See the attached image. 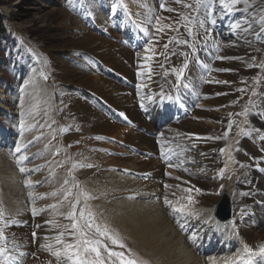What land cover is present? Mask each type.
<instances>
[{
  "label": "bare ground",
  "instance_id": "6f19581e",
  "mask_svg": "<svg viewBox=\"0 0 264 264\" xmlns=\"http://www.w3.org/2000/svg\"><path fill=\"white\" fill-rule=\"evenodd\" d=\"M121 2L132 8L131 18L142 26L139 37L145 39L149 32L153 33V22L168 34L156 36L155 47L141 52L137 42H132L128 22L121 21L124 16ZM120 3L112 15L108 0L103 1L102 8H95L101 17L90 27L106 23L109 39L97 32L103 38L96 37L87 29L88 33L77 41L117 73L102 65L92 68L95 64L91 54L90 69L109 79L101 77L99 83L97 78L81 76L88 90H95L113 109H118L111 113L114 118L98 111L90 101L94 95L88 93L82 99L69 96L66 102L70 110L64 113L67 119L64 134L72 142H84L85 135H91L99 139L95 141L98 146H103L102 136L120 137L127 144L125 151L132 153L118 160L109 157V153L115 157L110 148L103 147V154L96 155L101 159L99 164L122 168L106 174L105 183L101 181L107 186L99 206L104 222L111 226L113 223L114 230L120 229L140 254L139 259L147 258L152 264H264V255L260 253L264 246V220L255 215L259 211L264 217V37L262 25L253 21L254 1L230 2L231 11L218 5L215 12L205 0L200 3L120 0ZM208 7L209 15L215 14L221 30H213V24L202 20ZM138 8L146 17L133 13ZM237 24L238 28L233 27ZM109 26L120 36L110 32ZM133 33L137 35L134 29ZM212 41L216 46L209 48L208 42ZM244 67L249 72L247 78L239 72ZM52 74L57 80L67 81L55 70ZM120 75L129 80V88L121 84ZM233 83L236 84L232 86ZM194 99L210 110L198 108ZM178 103L214 124L213 128L189 118L188 113L180 117ZM20 109H9L13 122L21 117L28 122L31 116H25ZM56 111L59 115L58 107ZM120 115L129 126L116 121L121 119ZM9 134L7 130L5 135ZM34 136L35 133L31 135ZM88 143L93 145V141ZM109 145L118 149L116 143ZM9 156L10 153L0 149L3 194L0 199L6 200L3 212L6 223L0 226V230L6 231L2 245L6 251L0 254V264H65L64 244L71 242L72 236L68 231L56 234L57 213L51 212L50 216L37 210L33 213L32 197L25 191L20 168ZM98 166L101 165L78 171L98 176ZM103 167L106 173L107 166ZM227 198L231 202L229 221H220L215 209L221 207L219 199ZM166 199L170 203L168 208ZM205 224L209 227L206 232ZM190 233L196 236L195 243L189 239ZM53 251H63L61 258L53 256Z\"/></svg>",
  "mask_w": 264,
  "mask_h": 264
},
{
  "label": "rangeland",
  "instance_id": "374dc122",
  "mask_svg": "<svg viewBox=\"0 0 264 264\" xmlns=\"http://www.w3.org/2000/svg\"><path fill=\"white\" fill-rule=\"evenodd\" d=\"M103 1L105 0H0V89H2V92H0V149L5 153H10L9 160L11 162L16 160V165L19 168L24 167L29 170L20 174L25 191L32 197L31 205L33 209L44 216L57 213V222L54 224L56 234L71 230L70 225L73 221L67 217L69 212L72 211L73 205H75L78 223L83 224L87 221L89 219L88 213H91L94 224L99 225L102 230L107 228L110 232L113 231L112 233L118 231L117 234L122 238L126 247L118 248L115 245H111V242L105 237H100L96 234L95 228L90 233L93 238L104 240L105 243L109 244V247L117 251H123L125 255L137 260H142L139 259L141 256L134 245L126 240V235L118 228L114 230L112 227L113 223L111 226L104 222V218L101 215L102 209H99L105 198L103 191L107 188L101 181L105 183L106 174L112 171H120L122 168L115 164H99L101 159L97 158L96 155H99V153L103 154L105 151L103 147H108L110 152L115 154V157H113L109 153L110 158L126 159L132 154L130 151H125L126 142L121 141L120 137L102 136L100 143L103 146H98L99 144H96L95 141H99V139L96 136L85 135L86 141L72 142L68 139L69 136L64 134L67 127V119L64 113L70 110L66 99L71 95H75L80 99L84 98L83 94L85 93H88L91 97L94 95V98H90V101L94 103L98 111L100 109L109 117H113L111 113L118 110L117 108L113 109L110 104L99 97L95 90L90 91L85 87L82 77L89 76L93 80L97 78L95 80L99 83L102 82L101 77L109 79L106 76L98 75L99 73H96L97 70L92 71L90 69L92 64L90 60L91 54L94 55L93 61L95 64L92 68L99 65L106 68L109 66L101 61L87 46L77 44V41L88 33L87 29L96 37L109 39L105 31L106 23L94 26V28L90 27L91 23L94 25L95 21L99 20L98 17H101V13L96 11L95 8L98 6L102 8ZM253 1L254 7H256L253 21L256 20V23H260L262 29H264V0ZM205 2L213 7V12L216 11V6L222 5L220 0H205ZM230 2H233V0H226V3L231 4ZM119 3L120 0H108L109 12L112 11L111 15L118 8ZM120 10L124 14L121 21L128 22L127 28L134 38L132 42L139 43L137 47L141 52H143V49L155 47L153 41L156 36L168 34L165 30L158 28L156 22H153V33L149 32L148 37L145 39L136 37L142 30V26L137 19L131 18L132 8L127 6L125 2H121ZM94 11H96V18L93 20ZM209 12L210 8L208 7L201 16L202 20L213 24V30L219 28L221 30L222 26L216 19L215 14L213 17L209 15ZM133 13L139 15L140 18L146 17V14L140 8ZM105 20L102 21L106 22ZM110 21L111 18H108V22ZM133 29L137 33L136 36L133 33ZM108 30L114 32L111 26L108 27ZM96 32L104 36L101 37ZM113 34L117 37L120 36L117 31ZM262 35L264 37V31H262ZM110 40L117 42L113 39ZM142 40H144V43ZM207 46L209 48L215 47V41H212V43L208 42ZM147 56L151 57L150 55ZM177 57L179 58L178 55ZM85 59H87L85 63L82 62ZM102 66L100 69H102ZM108 69L114 72L112 68L109 67ZM244 69L245 67L241 68L239 72L246 77L249 72ZM52 70L63 74L67 81L57 80L52 74ZM114 73L117 75L116 72ZM120 77L122 79L121 84L125 88H129V80L121 75ZM32 83L34 86H32ZM235 84L233 83L232 86ZM182 89L189 94L191 92L184 85H182ZM1 95H3V98H1ZM96 103L100 104V108H98ZM194 103L198 108L210 110L196 100H194ZM15 107H18V110L20 109L19 107H22L20 111L25 113V116L29 114L31 116L30 120L24 122L25 118H22L20 123L13 122L12 112L9 109ZM57 107L59 115L56 111ZM184 110L188 112L189 118L213 128L214 124L197 117L191 110ZM184 110L182 109V111ZM216 111L219 114V110ZM222 113L225 116H230L228 113ZM120 117L121 119H116V121L122 125L129 126V123L121 115ZM150 120H153L154 123L156 121L152 116ZM62 121L64 122L62 123ZM72 128L74 129V127H71V130H73ZM7 130H10L11 134L6 136L5 132ZM33 133H35V136L31 137ZM88 141H93V145L88 143ZM110 143H116L118 149H113L112 145H109ZM35 144L36 147H34ZM17 145L23 146L18 153L15 152ZM118 155L121 156L117 157ZM21 156H27L28 159L18 163ZM95 164L101 165V168L98 166L99 168L96 169L99 171L98 176L92 173L87 176V174L84 175L79 172L87 168L88 165L94 166ZM103 165L107 166L106 173ZM80 167L83 168L78 169ZM168 170L177 176L172 168H168ZM29 181L31 182L30 184L26 183ZM101 193H103L104 197H102ZM2 195L0 190V198ZM221 196L219 193V198ZM109 199L113 201L112 198ZM225 200L219 199L218 202L223 204ZM5 201L0 199V226L6 223L3 213L6 212ZM77 201L79 202L77 203ZM229 204H231L230 201ZM169 206L170 203L165 205L166 208ZM98 209L100 210L99 212L97 211ZM81 210L85 213L83 219L79 218ZM255 215L257 217L260 216L261 221L264 220L259 211ZM2 232L3 239L0 238V248H2L6 238V231L2 230ZM75 243L76 239L72 237V241L64 245ZM59 250L62 249L60 248ZM60 252L62 254L63 251ZM101 255L105 260V264H108L107 252L101 249ZM93 256L94 254H88L89 259ZM145 259L146 264H152L148 262L147 258Z\"/></svg>",
  "mask_w": 264,
  "mask_h": 264
},
{
  "label": "snow or ice",
  "instance_id": "6c2138e0",
  "mask_svg": "<svg viewBox=\"0 0 264 264\" xmlns=\"http://www.w3.org/2000/svg\"><path fill=\"white\" fill-rule=\"evenodd\" d=\"M178 2V0H177ZM197 3H200L201 0H196ZM240 0H233V3H239ZM245 3H247V0H244ZM220 3L227 8L229 11L232 10V5L229 3H226V0H220ZM163 7V5H162ZM170 10V9H169ZM233 27L238 28L239 24L234 25ZM264 31V29H262ZM186 42V41H185ZM167 47V45H165ZM225 69H221V71H224ZM171 99V97H169ZM23 127V125H21ZM22 145H17L15 148V152L21 151ZM27 156H21L18 160L19 162H22L24 160H27ZM88 167H91V165H88ZM21 173H25L29 171L28 169L21 167L19 169ZM26 183H31L26 182ZM199 191V190H197ZM79 201H77L78 203ZM166 203H169L167 199L165 200ZM33 213L35 214V209L33 210ZM85 216V213L83 210L79 213V218L83 219ZM89 219L85 221L83 224L78 223V218L76 215V208L75 205H73L72 211L68 214V219H70L72 224L70 225V231L69 235L74 237L76 239L75 244H68L65 249L64 253V261L65 264H105V260L101 255V249H103L108 254V264H146L145 261L137 260L136 258L130 257L125 255L123 251H117L114 248L109 247V244L105 243L104 240L93 238L90 233L93 228H95L96 234L100 237H105L108 241L111 242V245H115L118 248H125L126 245L123 243L122 238L117 233L110 232L107 228L101 229L99 225H95L93 222L92 214L88 213ZM63 234H61L62 236ZM33 236H35V233H33ZM3 237V232L0 230V238ZM58 238V242H59ZM189 239L192 240L193 243L196 242V236H192ZM41 247H50L48 245H42ZM6 251L4 248H0V254H3ZM131 252V250H129ZM260 253L264 255V246H261ZM88 254H94V256L89 259ZM22 256L28 255L27 253H21ZM52 255L57 257L58 259L61 258V252L60 251H53ZM115 258V259H113ZM12 259H17L16 257H12Z\"/></svg>",
  "mask_w": 264,
  "mask_h": 264
},
{
  "label": "water",
  "instance_id": "95a60500",
  "mask_svg": "<svg viewBox=\"0 0 264 264\" xmlns=\"http://www.w3.org/2000/svg\"><path fill=\"white\" fill-rule=\"evenodd\" d=\"M227 204H226V202H224L223 204H222V206H221V209H220V215L222 214L223 215V210H225V208H227V206H226Z\"/></svg>",
  "mask_w": 264,
  "mask_h": 264
},
{
  "label": "trees",
  "instance_id": "16d2710c",
  "mask_svg": "<svg viewBox=\"0 0 264 264\" xmlns=\"http://www.w3.org/2000/svg\"><path fill=\"white\" fill-rule=\"evenodd\" d=\"M1 22V21H0Z\"/></svg>",
  "mask_w": 264,
  "mask_h": 264
}]
</instances>
